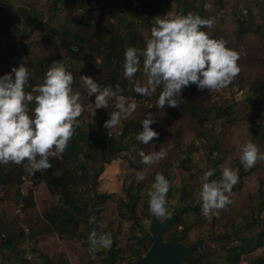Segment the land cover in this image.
Returning a JSON list of instances; mask_svg holds the SVG:
<instances>
[{"label":"rangeland","instance_id":"374dc122","mask_svg":"<svg viewBox=\"0 0 264 264\" xmlns=\"http://www.w3.org/2000/svg\"><path fill=\"white\" fill-rule=\"evenodd\" d=\"M55 1L47 0V8L45 11H40V14L35 13L22 0H1L0 4L5 7L0 11V50L4 52L2 54V59L4 60L0 61V73L1 70L9 69V66L15 62V59L18 58L17 52L20 47L26 48L27 46L29 48L33 41L39 39V36L55 35L57 37L61 26H64L69 33L73 30L75 31L77 28L71 25V20L76 17L78 19L82 14L81 22L88 23L89 27L87 33H80L83 40L80 44L76 45L79 46V49H82L80 50L81 54L83 51L87 50V52H83L84 57L81 59L71 57V63H69V55L66 56L64 52L63 56H60L59 61L64 63L71 72L80 68L83 63L91 62L90 66L96 72L99 70L95 76L99 80H109L110 78L113 80L115 78L117 81L121 79L125 81L126 79L123 76L124 60L117 63L111 57L109 63H106L104 60L101 61L102 55L108 54L110 50L122 55L131 34H147L151 27L154 26L155 19L158 16H162L157 10L156 6L158 4L154 0H134L135 3L141 5L140 12L136 15L124 14L113 10L108 0H64V4H58ZM89 1L91 5L87 3ZM206 1L189 0L194 14H201L203 18H208L211 14H217L214 7L209 6V2L216 1ZM236 6L234 5L233 8ZM51 7H57V9L50 10ZM90 7L93 8V13L90 12ZM174 7L175 5L171 4L170 8L174 9ZM236 9L238 14H228L226 19L233 21L237 18L238 20L245 21L249 28H251V23H254L256 18L251 17V13H245V16H243L239 8L236 7ZM250 17L253 19H250ZM259 28L261 30L258 31L264 33L262 23L259 24ZM113 37L120 40L119 46L116 45L117 41L110 43L109 39ZM65 39L69 40L68 37ZM89 47H95V49L92 50ZM75 55L80 57L77 52ZM73 64L74 66L72 67ZM136 79L143 82L142 74L138 73ZM236 86L229 85L221 92L215 91L210 94L208 98V111L200 114L202 117L200 124L198 125L195 119L192 120L193 126L199 129L197 130L198 138L195 139L194 137L188 141L181 150L182 159L184 158L185 160L181 165L184 164V170H186V173H184L186 174L187 181L180 178V170L175 165L177 162L169 163L168 167L163 166L161 162L153 166L155 167V174L162 173L171 183L168 193V208L179 219V222L175 224L169 219V225L162 236L163 239L166 238L170 230L180 232L182 226L193 223V213L189 212L188 208L191 206L197 207L200 204L196 193L201 187V178L204 172L210 169L212 161L223 155L222 150L216 148L215 142L209 138V132L218 131L220 129V122L225 119L228 113L247 116L252 112H257V117L247 123L245 127L250 140L259 149L264 146V105L259 109L256 106L255 100H253L255 98H252V96L256 97L258 95L259 101L264 102V94H261V92H264L261 88L254 85L242 86L239 89ZM112 111L110 108H107L102 111L104 113L100 112L96 116L97 118L102 116L106 117L104 119H108V115ZM91 113V109L88 107V111L84 114L86 121L82 126L84 125L87 130L94 131L96 121L88 119ZM172 140V144L175 146L177 141L174 137ZM126 141H130V143L127 142L130 155L127 151L119 152L105 163L107 170L104 171L106 176L104 177L105 182L101 185V189L104 191L103 193L120 194L124 202L129 201V198L136 197L143 205H148L147 192L154 180L155 174L146 177L141 182H137L136 174L138 173V166L136 159L132 157V152H136L139 144L136 143L137 140L134 139L133 134ZM235 162L236 159H233L232 162H229V166L235 165ZM24 164L22 171H26L25 168H27V163ZM120 164L123 166L121 167ZM127 164L133 166L129 171L126 169ZM99 165V162H95L93 166L96 168ZM73 166V163H71L69 167L71 172H73ZM211 179L218 180V173H214ZM44 183L46 187L51 186L48 179ZM98 183L99 181H97ZM97 184L95 185L97 186ZM90 186L92 187L91 184L77 181V184L75 186L72 185L73 188L70 190L71 196L75 200L78 199L74 204L82 208L81 214L83 215L78 220L75 237L72 239L66 237L62 239L59 237V233L54 232L48 223L38 218L37 212L33 211L29 213L27 218L26 213L23 211L25 207H20L19 211L22 216H18L14 213V201L12 202V206H8V209L5 207L1 208V222L2 219L8 220V222L6 225L0 227V264H103L105 250L94 254H90L88 251V235L93 230L98 233L111 234V238L113 237L112 252L115 249L126 252L123 257L120 254L121 258L117 259L115 257V263L128 262V260L134 259L135 255L141 254L148 245L147 241L141 240L140 246H142V252L134 249L132 245L135 244L136 240L141 239L140 237L143 233H148L149 211L141 212L142 215L127 214V209H124L118 202H115L113 204L114 209L122 221L112 216L109 220H106L107 223L104 226L97 228L94 226L95 224L89 223L91 216L86 214L92 215L93 209L96 208L95 202L98 197L97 195L94 196L93 191L95 188L92 191L89 188ZM96 188L98 189V187ZM97 189L94 192H102ZM234 189H236V185ZM51 200L53 203L55 202L53 196ZM263 217L264 211H260L258 219L262 220ZM27 219H33V221L28 223ZM247 220L242 221L240 224L234 223L216 235H210V232H204V230L196 231L191 229L187 234H183L186 237L181 241L183 243L196 240L203 241L201 251H195L193 254H200L202 256L200 259L206 261V264H233L231 260H226L225 258L227 247L233 245L249 246L247 248L251 250V247L255 244L256 237L264 230V226L260 227V225H256L254 228H247L246 223L249 221ZM24 227H26L25 232L23 231ZM7 232H10L13 236L10 245L13 244L14 248L10 246L9 249L12 251L6 249L2 241L6 237ZM262 238H264V235ZM259 258H262V256H257L248 262L242 261L240 264H262L261 261H258Z\"/></svg>","mask_w":264,"mask_h":264},{"label":"trees","instance_id":"16d2710c","mask_svg":"<svg viewBox=\"0 0 264 264\" xmlns=\"http://www.w3.org/2000/svg\"><path fill=\"white\" fill-rule=\"evenodd\" d=\"M24 3L32 9L35 13H40V11H45L46 1L47 0H22ZM157 2V10L161 15L171 14H187L194 13L192 9V4L189 0H154ZM64 4V0H56L55 3ZM1 3V0H0ZM91 5L90 1L87 2ZM108 3L115 9L117 12L126 13L130 15H136L140 12L141 5L134 2V0H108ZM171 4L175 5L174 9H171ZM4 5L0 4V11L4 9ZM180 8V10H179ZM57 9V7H51L50 10ZM171 9V10H170ZM49 10V11H50ZM90 12L93 13V8H89ZM219 11V10H218ZM228 13V12H227ZM226 13L211 14L208 18H213L215 23L212 28H204L203 31L208 32L212 38L224 39L227 41V46L232 48L240 53V59L238 64L240 66V73L235 78L231 86H236L238 89L242 86H257L261 88L264 92V33H260L257 28H249L247 23L237 18L233 21L226 19L223 16ZM202 17L201 14H198ZM82 14L75 19H72V25L77 28L75 31L69 33L65 28L61 33H65V36H39V39L33 41L29 48L20 47L17 55L18 58L15 59V62L9 66L7 71H3L0 75H3L6 72H10L11 67L18 66L21 63H24L29 71L34 72V79H29V85H26L25 90L29 91L30 85L34 83L35 80L41 78L45 74L46 70L49 68L53 61H59L60 56L69 55V63L72 62L71 57L81 59L84 57L83 51L80 53L79 46L83 40L81 37L82 33H87L89 27L88 23L84 21L81 22ZM120 19V17H118ZM35 20V19H34ZM33 20V21H34ZM49 25V23H48ZM81 33V34H80ZM135 34V33H134ZM128 38L129 42L126 48L123 49V53L116 54V52L110 50L108 54H103L101 61L109 63V59L115 60V62L124 60V52L129 47L143 48L145 45V38L150 35V31L147 34H137ZM66 37L69 38L65 39ZM110 43L117 41L116 45L119 46V39L110 38ZM70 41V42H69ZM109 43V44H110ZM18 44V43H17ZM19 47V46H18ZM92 48V47H89ZM92 48V50H94ZM91 49L90 51L93 52ZM78 53L80 57L76 56L75 53ZM2 50H0V61L2 59ZM101 53V52H100ZM93 59V58H92ZM91 63V62H90ZM90 63H83L80 68L73 70L72 73L74 77L73 91L81 92L84 96L85 89L81 81V75H88L93 77V79L101 85V87H113L117 84L123 89V95H135L138 97H143L145 99H153V102L149 107L138 106L136 110L131 114L127 120H123L120 126L112 129H105L103 123L106 117L99 116L97 114L104 109L95 110L94 114V97L89 98L85 97L82 100V103L88 106L91 109V114H89L90 121H96L94 131L81 132L76 129V134L70 140L67 149L63 153L64 156H71L66 163L71 165L73 163V172L69 169L68 165H62L59 167L61 158L51 159L52 168L47 170L46 176L48 177V182L55 184L57 187V195L61 197V201L57 203H51L50 205H44L43 215L48 219L50 227L54 232L59 233V237L72 239L75 237V232L77 230L78 220L81 214L82 208L74 204L76 200L71 196L70 190L73 188L72 185H76L77 181L85 182L86 184H91L90 190L95 188V177L101 171V164L106 163L108 160H111L113 156L119 152H125L130 155L128 150L127 138H130V135L133 134L135 139L136 134L139 131H142V125L140 122L145 118L148 113L156 118V123H153L151 127L153 130L159 133V139L154 140L151 144H141L139 141L138 148L136 152H132V157L137 161L138 172H143L146 177L152 176L155 174L153 165H145L141 162L139 152L141 150L151 152L153 150L165 149L167 151V156L165 159H162L161 164L165 167H168L169 163L177 162L175 165L180 170V178L186 180V170H184V164L181 165L185 160L182 159L181 150L185 147L186 143L195 137L198 138V128L193 126V119L196 120L197 124H200L202 117L200 114L208 111V98L209 93L207 90H198L195 85L187 87L182 92L183 101L180 103L179 108H170L167 105L164 110L157 109L154 105L158 99L160 89H157L156 93L151 96H141L131 90L132 85L128 80L117 81L115 78L111 80H99L97 77V72L99 70H94L90 66ZM74 64L72 65V67ZM215 92V91H214ZM261 94H264L261 92ZM86 95V94H85ZM256 95V94H255ZM255 98L256 106L261 109L264 105V102H260L258 95L252 96ZM111 109V108H110ZM104 113V112H102ZM109 116V115H108ZM216 117V116H215ZM257 117V112H252L247 116H243L237 113H228L222 122H220V129L216 132H209V138L215 142V147L222 150L223 155L218 159L212 161L210 169L214 170V173H218V178H220L221 172L225 167H231L234 169H239V181L236 184V189H232L231 193H228L231 203L226 207V209L221 210L219 214H212L210 217H205L201 211V205L197 207H189L188 211L193 213V223L191 225L183 226L182 233L179 234V239L182 238L183 234H186L189 229H201L204 232H210L212 234H218L224 231L227 227L234 223H241L242 221L246 223L247 228H254L256 225L264 226V217L262 220L258 219L260 211H264V161H258L253 168H245L240 164L239 155L240 148L250 138L246 130V124L252 121ZM95 118H97L95 120ZM100 118H102L100 120ZM99 119V121H97ZM173 137L177 141V144L173 146ZM251 141V140H250ZM124 142V143H123ZM260 151L264 153V146L260 148ZM186 159V158H185ZM233 159H236L235 165L229 166V162H232ZM99 162L100 165L94 168V163ZM123 163V162H122ZM121 165V164H120ZM119 165V166H120ZM22 166L16 164H0V178L2 175L7 177L14 178L17 177L22 172ZM123 165H121L122 167ZM131 167V168H130ZM133 166L127 164V171L131 170ZM185 172V173H184ZM59 173V175H57ZM32 184L37 185L41 182V173H36L32 175ZM196 187V184L194 183ZM96 198V208L93 209L92 215L86 213L91 217L96 218L95 227L99 228L104 226L110 217H114L117 220L122 221L118 214L116 213L113 204L118 202L124 209H127V214H137L142 215L141 212H148V205H143L138 198H129V201L124 202V199H121L120 194H110L102 193L97 194L94 192ZM126 193V192H125ZM31 191L28 196L22 199L21 208H26L31 206ZM94 199V197H93ZM19 201V195L16 192L15 203ZM116 208V207H115ZM117 215H116V214ZM117 216V217H116ZM170 221L175 223L179 222V219L174 215L171 217ZM263 233V234H262ZM264 230L258 234L256 237L255 244L251 247V250L243 246H229L225 250L226 260H231L233 264H240L242 261L248 262L256 258L257 256H262L258 261H261L264 264ZM141 238V237H140ZM13 239L12 234L7 233L6 237L2 240L5 244L6 249H10L11 241ZM113 240V237H112ZM141 240H136L135 244L132 245L134 249L142 252ZM14 248V246H13ZM248 250V251H246ZM12 251V250H9ZM126 252L115 249L112 252V256L121 258ZM119 256V257H118ZM257 260V259H256ZM206 261H201L200 259H186L184 264H206Z\"/></svg>","mask_w":264,"mask_h":264},{"label":"clouds","instance_id":"9594fccd","mask_svg":"<svg viewBox=\"0 0 264 264\" xmlns=\"http://www.w3.org/2000/svg\"><path fill=\"white\" fill-rule=\"evenodd\" d=\"M214 23L213 18L194 13L158 16L144 47L129 46L124 52L123 76L132 85L131 90L151 96L160 89L154 106L164 110L166 105L179 108L183 90L192 85L209 93L231 85L241 71L240 53L229 48L224 39L212 38L202 30L212 28ZM138 73L142 74L143 82L136 79ZM29 76L24 63L0 75V164L21 165L26 161L33 175L51 169L50 160L63 155L76 129L82 126L85 97L88 100L94 97V114L112 103L113 111L103 123L105 129L120 126L138 107L123 95L119 84L115 88L101 87L88 75H81L84 96L74 92V77L60 61H53L42 82L26 91ZM156 122L152 113H148L140 122L142 131L135 139L146 145L158 140L159 133L151 127ZM139 156L143 164L153 165L165 159L167 151L141 150ZM239 160L250 169L258 161H264V153L249 140L241 146ZM213 175V169L204 172L196 193L205 217L218 215L231 203L227 194L239 181V169L223 168L218 180L211 179ZM145 179L142 171L136 174L137 182ZM170 188V181L162 173L155 174L147 192L148 211L153 217L169 219L173 215L168 208ZM89 223H96V218L90 217ZM88 243L89 253L94 254L109 249L113 241L111 234L93 230Z\"/></svg>","mask_w":264,"mask_h":264},{"label":"crops","instance_id":"0c3cea01","mask_svg":"<svg viewBox=\"0 0 264 264\" xmlns=\"http://www.w3.org/2000/svg\"><path fill=\"white\" fill-rule=\"evenodd\" d=\"M215 1L216 2H209V6H213L214 9H215V11L217 12V14L218 13H220V14L221 13L222 14L223 13H226L224 15L225 17L228 14H234V13L238 14V11L236 9V7H237V8H239V10H240V12H241V14L243 16H245L244 15L245 13H248V14L251 13V17L256 18V20L254 21V23H251V25H252L251 28L252 29L253 28H257L258 30H261L259 28V24L262 23L263 24V29L262 30H264V0H215ZM206 2H205V4H206ZM202 5H200V6L202 7ZM234 5H237V6L235 8H233ZM113 10H115V9H113ZM251 17H250V19H253ZM251 22H252V20H251ZM64 28H65L64 26L63 27L62 26L60 27L58 36H65V33H61V31ZM7 70L6 69L1 70V73L3 71H7ZM29 73H30L29 79H31V78L34 79V77H33V76H35L34 75V72L33 71H29ZM43 77H44V75H42L41 78H38L37 80H35L34 83L32 85H30L29 89L31 90V87L33 85L42 82ZM28 85H29V81H28L27 86ZM84 114L85 113H83V115L80 117L81 125L84 124L85 121H86V117L84 116ZM78 130H80L81 132H83V131L87 132V129L85 128L84 125L81 126V127H79ZM70 157L71 156H67V155L64 156V155H62L60 157L61 160H60L59 167H62V165H68L70 167V165L68 164L69 162L66 163V161H68ZM24 163H27V162L25 161ZM24 165L25 164H23L22 168L24 167ZM101 165H102L101 171L95 177V180H94L95 181V184H97V181H99V183L97 184V186L95 185V189H97L96 187H98L97 190L102 191V192H97L98 194H101V193L104 192L101 189V185L103 184V182H105L104 181V177L106 176V173L104 171L107 170L105 168L106 167V164L105 163H102ZM25 169H26V171H28V169H29L28 165H27V168H25ZM111 169H112V167H111ZM18 176L17 177L15 176L14 178H10V177H7L6 175L3 174L2 175V178H0V209L1 208H4V207L8 209L9 208L8 206L9 205L12 206V202L13 201L15 202V195H16V192H17V184H18ZM41 178H42L41 179V182H39V184H37V185H34L33 188H32V190H31V194H30L31 195V206L26 207L23 211L26 213V216L29 213L33 212V211L34 212H37L36 215L38 216V218L44 220L46 223L49 224L48 219L46 218L45 215H43L44 205H47V204L50 205L51 203H53V201L51 200L52 199V196L55 198V202L56 201L59 202V200H57L58 195L56 193V191L58 189H57V187H55V184H52L51 186H47L46 187V185L44 183V181L47 179L46 173L41 174ZM100 180H102V181H100ZM95 189H94V191H95ZM38 208H39V210H38ZM20 216H22V215H20ZM27 218H28V216H27ZM19 220H21V218H19ZM32 221H33V219H27V222L28 223H30ZM7 222H8V220L2 219V222L0 220V227L3 226V225H6ZM24 230L26 231V227L23 228V231ZM3 231H4V229H3ZM7 233H10V232H7Z\"/></svg>","mask_w":264,"mask_h":264},{"label":"water","instance_id":"95a60500","mask_svg":"<svg viewBox=\"0 0 264 264\" xmlns=\"http://www.w3.org/2000/svg\"><path fill=\"white\" fill-rule=\"evenodd\" d=\"M57 200L60 201L61 197L58 196ZM148 220V233H143L142 238L149 245L141 254L135 255L134 259L121 264H182V260L185 258L196 259L191 251L193 248L199 249L201 246L200 241L189 244L180 242L177 239L176 230H170L163 240L162 235L166 231L168 219L159 221L149 214ZM112 245L104 251L103 264H117L112 256Z\"/></svg>","mask_w":264,"mask_h":264},{"label":"built area","instance_id":"2783aa9c","mask_svg":"<svg viewBox=\"0 0 264 264\" xmlns=\"http://www.w3.org/2000/svg\"><path fill=\"white\" fill-rule=\"evenodd\" d=\"M126 97L130 101H135L138 104V106L149 107L151 105V103L153 102L152 98L151 99H145L143 97H138V96H135V95H128ZM84 107H85L84 113H86L88 111V107L87 106H84ZM108 108H111V110H113V106H112L111 102H110V105H109ZM31 178H32V172H31L30 169H28V171H22L21 174H19V176H18L17 193L19 195V201H17L15 203V205H14V208H15L14 213L17 214L18 216L21 215V212L19 210H20V207H21L22 199L27 197L29 192L33 188L32 179Z\"/></svg>","mask_w":264,"mask_h":264},{"label":"flooded vegetation","instance_id":"af4514ba","mask_svg":"<svg viewBox=\"0 0 264 264\" xmlns=\"http://www.w3.org/2000/svg\"><path fill=\"white\" fill-rule=\"evenodd\" d=\"M169 219H171V218H169ZM169 219H168L167 226L169 225ZM159 221H160V220H159ZM171 222H172V221H171ZM177 225H180V224H177ZM175 229H176V228H175ZM182 229H183V226H182ZM182 229L180 230V232L176 231V232H177V239H178L179 241L183 240V239L186 237V235H182V238L179 239V234L182 233ZM190 230H191V229H189V230L187 231V233H188ZM194 230H196V229H194ZM196 231H202V230H201V229H200V230L197 229ZM187 233H186V234H187ZM164 234H165V233H164ZM164 234H163V235H164ZM163 235H162V236H163ZM212 235H216V234H212ZM141 238H142V236H141ZM142 239H143V238H142ZM162 239H163V237H162ZM144 240H145V239H144ZM163 240H164V239H163ZM196 241H200V242H201V246L203 245V241H201V240H196ZM196 241H191V242H196ZM181 242H182V241H181ZM191 242H188V243H185V244H189V243H191ZM147 243H148V242H147ZM148 245H149V243H148ZM148 245H147V246H148ZM201 246L199 247V249H196V248L194 249V248H193L191 252L193 253V252H195V251H201ZM146 248H147V247H146ZM146 248H145V249H146ZM227 248H228V247H227ZM145 249H144V250H145ZM144 250H143V251H144ZM194 255H195V254H194ZM198 255H199V256H198ZM198 255H195V257H196L197 260H199V259L202 257V256H200V254H198ZM113 257H114V256H113ZM114 259H115V258H114ZM186 259H189V258H185V259H183V260H182V264H184V262H185ZM200 260H201V259H200ZM114 261H115V260H114ZM201 261H203V260H201Z\"/></svg>","mask_w":264,"mask_h":264}]
</instances>
